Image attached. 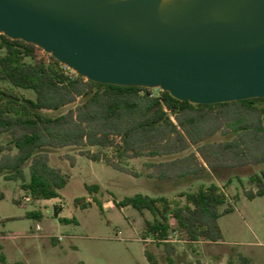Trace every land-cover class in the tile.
Here are the masks:
<instances>
[{
    "label": "trees",
    "instance_id": "16d2710c",
    "mask_svg": "<svg viewBox=\"0 0 264 264\" xmlns=\"http://www.w3.org/2000/svg\"><path fill=\"white\" fill-rule=\"evenodd\" d=\"M29 90L35 97L24 93ZM65 147L120 171L127 169L125 159L172 156L191 147L209 168L260 164L264 98L194 104L160 88L99 83L32 43L0 34V176L21 181L33 200L57 198L71 175L50 164V153ZM194 156L162 161L159 177L181 179L204 171L192 162ZM249 184L244 190L249 199L264 196V171L251 175ZM180 197L184 202L139 193L119 205L153 213L154 219L146 220L145 240L170 248L172 233L179 232L191 243L221 241L219 219L235 210L226 191L212 182ZM29 216L42 219L43 213ZM146 256L159 264L152 250Z\"/></svg>",
    "mask_w": 264,
    "mask_h": 264
},
{
    "label": "water",
    "instance_id": "95a60500",
    "mask_svg": "<svg viewBox=\"0 0 264 264\" xmlns=\"http://www.w3.org/2000/svg\"><path fill=\"white\" fill-rule=\"evenodd\" d=\"M0 34L99 83L264 98V0H0Z\"/></svg>",
    "mask_w": 264,
    "mask_h": 264
},
{
    "label": "rangeland",
    "instance_id": "374dc122",
    "mask_svg": "<svg viewBox=\"0 0 264 264\" xmlns=\"http://www.w3.org/2000/svg\"><path fill=\"white\" fill-rule=\"evenodd\" d=\"M29 91L24 93L35 97ZM193 152L192 162L205 166L204 171L181 179L159 177V163ZM50 164L71 175L54 199L33 200L21 181L0 176L5 195L0 198V264H151L147 249L159 264H247L245 258L249 264H264V196L249 199L244 193L251 188L250 176L264 171V162L209 168L191 147L172 156L125 159L127 169L120 171L81 155L79 148L65 147L52 150ZM212 182L235 207L220 217L223 239L215 243H191L179 232L172 233L170 248L145 240L146 220H153V213L119 205L139 193L184 202L181 193ZM77 198L83 203L77 204ZM34 211H41L43 218L29 216Z\"/></svg>",
    "mask_w": 264,
    "mask_h": 264
},
{
    "label": "crops",
    "instance_id": "0c3cea01",
    "mask_svg": "<svg viewBox=\"0 0 264 264\" xmlns=\"http://www.w3.org/2000/svg\"><path fill=\"white\" fill-rule=\"evenodd\" d=\"M198 242H200V243L202 242V243H203V241H198ZM204 242H206V243H210V242H207V241H204ZM211 243H212V242H211Z\"/></svg>",
    "mask_w": 264,
    "mask_h": 264
},
{
    "label": "built area",
    "instance_id": "2783aa9c",
    "mask_svg": "<svg viewBox=\"0 0 264 264\" xmlns=\"http://www.w3.org/2000/svg\"><path fill=\"white\" fill-rule=\"evenodd\" d=\"M26 199H29V197H26ZM38 228H40V226H38Z\"/></svg>",
    "mask_w": 264,
    "mask_h": 264
},
{
    "label": "bare ground",
    "instance_id": "6f19581e",
    "mask_svg": "<svg viewBox=\"0 0 264 264\" xmlns=\"http://www.w3.org/2000/svg\"><path fill=\"white\" fill-rule=\"evenodd\" d=\"M165 1H169V0H165Z\"/></svg>",
    "mask_w": 264,
    "mask_h": 264
}]
</instances>
